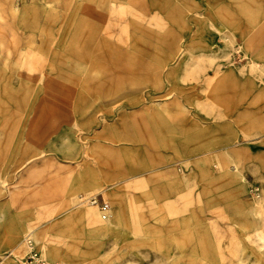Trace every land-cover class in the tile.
Wrapping results in <instances>:
<instances>
[{
    "label": "rangeland",
    "instance_id": "obj_1",
    "mask_svg": "<svg viewBox=\"0 0 264 264\" xmlns=\"http://www.w3.org/2000/svg\"><path fill=\"white\" fill-rule=\"evenodd\" d=\"M27 236L47 264H264V0H0L3 264Z\"/></svg>",
    "mask_w": 264,
    "mask_h": 264
},
{
    "label": "built area",
    "instance_id": "obj_2",
    "mask_svg": "<svg viewBox=\"0 0 264 264\" xmlns=\"http://www.w3.org/2000/svg\"><path fill=\"white\" fill-rule=\"evenodd\" d=\"M90 203L96 204L97 201L94 198H91ZM102 210V217L106 218V216L109 214L110 211V206L108 204H102L101 206ZM25 243L27 246V254L22 258V261L20 264H47L42 258L39 253V251L36 249L37 247L35 246L34 240L31 238V236H27L25 238ZM0 264H3V261L0 260Z\"/></svg>",
    "mask_w": 264,
    "mask_h": 264
},
{
    "label": "bare ground",
    "instance_id": "obj_3",
    "mask_svg": "<svg viewBox=\"0 0 264 264\" xmlns=\"http://www.w3.org/2000/svg\"><path fill=\"white\" fill-rule=\"evenodd\" d=\"M151 23H152V25H157V19L154 17V18H152L151 19ZM12 200V199H11ZM86 214L88 215V216H90L91 215V213L89 212H87L86 211ZM122 215H121V210H119L118 211V214H116V219H118V218H120ZM94 223H96V220L95 219H93V220H91V225L93 226V224ZM100 229H102V228H93L92 230H91V233L92 234H96ZM19 230V228H17V227H14V229H12V235H9V238H11V237H13L14 235H16V232Z\"/></svg>",
    "mask_w": 264,
    "mask_h": 264
}]
</instances>
